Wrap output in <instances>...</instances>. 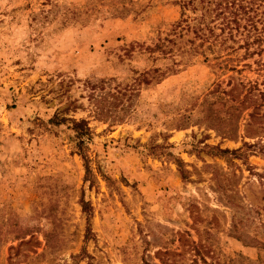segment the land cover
<instances>
[{"label": "rangeland", "instance_id": "obj_1", "mask_svg": "<svg viewBox=\"0 0 264 264\" xmlns=\"http://www.w3.org/2000/svg\"><path fill=\"white\" fill-rule=\"evenodd\" d=\"M182 2L0 0V264H264V42L221 69Z\"/></svg>", "mask_w": 264, "mask_h": 264}, {"label": "trees", "instance_id": "obj_2", "mask_svg": "<svg viewBox=\"0 0 264 264\" xmlns=\"http://www.w3.org/2000/svg\"><path fill=\"white\" fill-rule=\"evenodd\" d=\"M182 3V18L176 22L173 34L176 37L192 34L188 39L190 50H201L206 57L213 55L221 69L239 71L237 66L231 65L233 60L229 56L240 50H244L243 58L262 52L264 0H183ZM162 46L158 44L157 48ZM257 91L256 97L260 96L264 103V90L258 82L250 83L248 92L254 96ZM74 128L83 144V137L90 133V128L85 120L75 122Z\"/></svg>", "mask_w": 264, "mask_h": 264}]
</instances>
